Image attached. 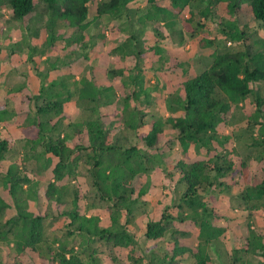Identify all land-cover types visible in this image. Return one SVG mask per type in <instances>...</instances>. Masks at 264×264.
Segmentation results:
<instances>
[{
    "label": "trees",
    "instance_id": "1",
    "mask_svg": "<svg viewBox=\"0 0 264 264\" xmlns=\"http://www.w3.org/2000/svg\"><path fill=\"white\" fill-rule=\"evenodd\" d=\"M192 5L201 29L211 20L236 46L218 49L214 39L186 32L177 17ZM1 7L28 31L5 45L11 54L26 49L38 65L34 55L58 39L67 53L49 62L37 88L23 81L0 99V182L9 193L8 201L0 196V264H213L209 249L227 236L226 264H264V36H253L264 31V0H0ZM37 12L48 15L39 45L31 42ZM104 17L125 30L113 48L132 57L130 67L90 56L106 35ZM160 23L176 43L199 37L197 47L212 49L203 70L190 76L184 68L167 88L164 112L153 108L160 82H147L143 64L167 38ZM80 55L88 63L78 77L68 69L45 79ZM249 96L253 108L242 114ZM15 116L22 147L4 164L16 150L5 121ZM242 139L244 155L235 148ZM251 160L263 163L253 168ZM156 187L161 196L152 198ZM41 195L57 214L39 204ZM232 197L244 221L228 210ZM8 206L14 213H5ZM99 207L105 220L92 211ZM58 216L64 232L49 235L46 221ZM137 216L139 229L130 225ZM187 222L196 226L191 242Z\"/></svg>",
    "mask_w": 264,
    "mask_h": 264
},
{
    "label": "rangeland",
    "instance_id": "2",
    "mask_svg": "<svg viewBox=\"0 0 264 264\" xmlns=\"http://www.w3.org/2000/svg\"><path fill=\"white\" fill-rule=\"evenodd\" d=\"M191 9L186 8L182 13L177 17L178 21L185 27L186 32H190V30H197L198 36L201 37L203 41L204 38L214 39L218 49H230L231 47L236 46L234 41L226 38L218 29L215 22L208 20L206 26L201 29L196 23L200 20V15L197 10L198 7L195 5L190 6ZM191 11L193 14H191ZM219 12L227 15L226 7L224 2L219 3ZM37 19H34L31 24H36L37 33L31 36V42L35 44H41L47 35V14H38ZM124 22H121L123 26ZM106 25L105 29V37L97 38L98 42L95 46L94 51L90 53V56L97 55L99 58V63L101 65L106 66H131L133 64L132 57L128 56L125 59H122L117 50H114V46L117 42L125 36L124 31L120 30L117 25H113L111 20L107 17L103 18V24H101V28ZM160 30L164 35H167V38L162 41L161 49L159 52H155L153 49H149L144 55L143 64L146 66L145 74L149 79L147 82H156L157 79L160 82L157 85V90L153 92L155 96L153 108H160L161 111L164 112L163 105V95L167 93L169 87L176 85L182 78L185 77V69H188V74L190 76L200 72L203 70L211 60V48H202L200 46H196V39L199 37L191 38L193 39L190 43L187 41L184 45L178 44L169 36L168 27L164 24L160 23ZM28 33L27 29L23 28L19 22L11 19L10 11L7 8H0V99H4L7 89H9L12 85L22 83L23 81L28 84L29 87L37 88L42 81L43 72L46 71V68L49 65V62L56 61L59 58H63L66 56L67 51L61 48L62 40L58 39L56 41L57 46L54 48H49L43 54H35L34 57L37 60L38 65H35L33 61H31L27 57L26 49L22 51L15 52L13 54L10 53V50L5 46L8 44L10 40H17L23 37ZM150 36L146 35V43L153 44L154 42V34L149 33ZM173 35L176 33L173 31ZM254 37H262L264 36V31L257 32L253 34ZM30 38V37H29ZM203 38V39H202ZM199 50V51H198ZM194 51H197L194 53ZM71 57V56H70ZM74 56V60L71 61L68 65L62 66L58 71H50L45 79L49 80L55 77L58 73L64 72L65 70L76 71L78 72L77 77L81 72L86 68L88 60L84 58L83 55L78 57ZM47 62H45V60ZM73 58V56L71 57ZM185 68V69H184ZM258 85L264 89V81L258 82ZM252 96H249L245 101L242 108V111L246 113V111L252 110L253 105L251 102ZM72 104H68V108L70 109ZM157 110V111H158ZM240 115L241 118L244 115ZM243 120V119H242ZM240 120V121H242ZM20 121V117H14L10 120L5 121L6 128L13 136L15 143L14 147L16 150L12 155L9 156L7 160L4 161V164H7L9 160H18V151L22 147V133L18 128V122ZM241 123V122H240ZM228 130H230L228 128ZM246 140V139H244ZM235 145V144H234ZM246 144L243 142V139L240 142H236L235 148L240 154L244 155L246 152ZM255 152V148H252ZM175 153V152H174ZM249 163L253 166V168L261 167V163L254 164V160L249 161ZM83 187H86V182L88 181L87 175H83L80 177ZM237 183L233 181L234 189H237L242 184V179L237 177ZM46 184V178L41 180L38 184V192L43 193V187ZM161 188H154L149 196L152 198L161 196ZM0 196H2L6 201L9 200L8 190L3 186L0 182ZM39 204L42 205L43 208H46L48 212H52V215L57 214L59 211L58 207L54 202L46 201V199L41 195L39 198ZM33 204H36L35 201H32ZM226 204L228 205V210L240 216V219L244 221V216L246 211L243 209V205L241 204L240 199L232 197L229 200H226ZM93 212L99 214L103 220L106 219L107 212L103 207L95 208L92 210ZM5 213L12 214L14 213V208L12 206H8L5 210ZM263 222L264 220L261 219ZM63 217H49L46 221L47 233L49 235H60L64 232ZM141 224V216L135 217L130 225L131 227L138 228ZM181 225L185 228H188L190 231L187 238H184L185 241L191 242L196 234V226L192 223H181ZM232 241L231 236H227L215 243L214 246L210 247V253L212 255L213 264H226V249L229 248L230 242ZM104 253L101 256H106L107 250L105 247ZM105 260V259H103Z\"/></svg>",
    "mask_w": 264,
    "mask_h": 264
}]
</instances>
